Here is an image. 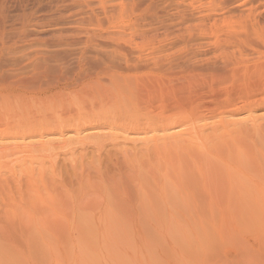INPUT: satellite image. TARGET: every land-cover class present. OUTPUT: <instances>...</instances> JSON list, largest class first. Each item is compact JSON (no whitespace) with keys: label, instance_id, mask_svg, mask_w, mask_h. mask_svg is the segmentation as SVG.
<instances>
[{"label":"rangeland","instance_id":"1","mask_svg":"<svg viewBox=\"0 0 264 264\" xmlns=\"http://www.w3.org/2000/svg\"><path fill=\"white\" fill-rule=\"evenodd\" d=\"M96 1L0 0V121L12 116L54 121L95 115L81 128L53 127L44 134V146L33 140L16 144L0 139V180L12 181L13 177L17 186L11 192L0 193V264H238L243 261L233 262L236 258L232 257L242 249L246 253L241 258L260 253L255 259L261 257L259 263L263 264L264 211H257L251 204V211L240 206L244 209H231L229 217L216 213L212 222L201 218L200 225L198 214L203 212H191L170 187H165L163 199L144 180V193L137 186L135 189L132 177L134 182V176L141 179L144 172L139 168V161L144 159V143L123 126H116L117 122L98 117L116 115L126 106V111L130 113L132 109L136 116L155 115L163 105L170 114L175 111L172 107H185L194 101L207 116L217 100L231 96V110L235 112L227 120L232 137L240 139L242 145L263 151L264 0H207L209 4L206 0H186L178 6L180 10L174 8L175 0H119L124 9ZM105 6L112 11L101 12ZM120 9L125 16L114 21L112 14ZM107 14L116 24L108 20ZM117 26H123L131 44H141L137 46L142 49L132 44L137 48L133 49L121 41L128 37H112L113 27ZM133 27L141 30L134 33ZM102 41L112 46L109 57L110 47ZM135 52L138 53L133 55ZM142 57L148 61L159 58L161 64L167 62L162 68L165 71L134 63L137 58L144 61ZM111 59L116 60V65ZM136 64L138 70L133 72ZM158 71L167 72L166 76ZM150 76L169 83L157 86L160 90L147 88L153 81ZM121 81L133 91L126 93L122 89L127 85L113 87L114 82L122 85ZM107 88L112 89L106 91ZM119 92L126 93L119 98L128 102L126 97H132L131 103L116 98ZM247 98L251 108L244 106ZM3 100L9 101L12 110ZM112 123L115 124L111 126ZM207 129L205 133L209 134ZM256 161L254 164L260 162L259 166L264 167L261 159ZM248 164L252 165L242 163ZM29 168L36 173L34 178L43 172L41 177L57 203L53 211L46 210L33 224H29L23 211L31 207L27 205L30 193L25 182L30 177ZM149 183L153 185L152 180ZM11 205L14 210L18 207V212L23 208V218L15 225L3 216V212L13 210Z\"/></svg>","mask_w":264,"mask_h":264},{"label":"bare ground","instance_id":"2","mask_svg":"<svg viewBox=\"0 0 264 264\" xmlns=\"http://www.w3.org/2000/svg\"><path fill=\"white\" fill-rule=\"evenodd\" d=\"M104 1L112 3L111 6H114L115 9H116V7H121L120 3H122L121 0H120V3H118L119 0H110V1L109 0H100V1L97 0L96 2L102 3L103 6L107 5V3L104 4L105 3ZM173 1L171 3H173ZM185 1L186 0H175V4L177 6L176 7L173 6V7L176 10H177V8L180 10L181 8H179L178 6L181 5V4H184ZM189 1H192V0H189ZM189 1H187V2H189ZM198 1L200 2V0H198ZM150 2H151V0H150ZM207 2L208 1L206 0V3ZM128 3H129V1H128ZM171 3L169 2L170 5H171ZM208 4H209V2H208ZM122 5L124 6L125 4L123 3ZM168 6L169 5H167V7ZM105 7H107V8H105ZM105 7H104L105 9L101 10V12L104 11V10H105V12H107V10H109L111 8L109 6H105ZM126 7H127V5H126ZM167 7H165V8H167ZM121 8L124 9V7H121ZM112 9L109 10V11L111 12ZM123 9H120L121 12L117 11V13H116V11H115V15L112 14V16L114 18V21H118L119 19L121 20L123 18V16H125L124 15L125 11ZM208 11H210V9L207 10V12ZM113 13H114V11H113ZM161 15H162V13H161ZM174 15L175 14H173V16ZM177 15H178V13H177ZM179 15H181V14H179ZM182 15H184V14L182 13ZM200 15H202V14H200ZM192 16H194V15H192ZM204 16H206V15H204ZM95 17H96V15H95ZM103 17H105V14L103 15ZM106 17H108V20L110 19V21H111L112 18L109 17V14H107ZM185 18H187V16H185ZM183 20H185V19H183ZM114 21H113V23L116 24V22H114ZM122 21H124V20H122ZM113 28H115V29L112 31V35H111L112 37H115V38L116 37L117 38L118 37H125V38L128 37V36L124 35L125 34V30H124L123 26H117V27H113ZM134 28L135 27H133V29ZM132 30H131V34L133 35V32L135 33L136 31H138V30L140 31L141 29H140V27H138V30L134 29L133 32H132ZM110 32L111 31H109V33ZM141 32H139V33H141ZM107 35H108V33H107ZM122 35H124V36H122ZM141 35H143V34L141 33ZM112 37H111V39L113 40ZM102 38H104V37H102ZM106 40H107V38H106ZM121 41L126 42L125 45L128 44V46H131L132 44L135 47H138L139 45L142 46L141 44H139V45L137 44L138 45L137 46L136 44L133 43V41H132V44H131V39L129 37H128V39H124L123 38V39H121ZM102 42H103V44H105L104 41H102ZM158 42H160V41H158ZM250 42H251V40H250ZM100 43H101V41H100ZM111 43L113 45L112 41H111ZM246 44L248 45V43H246ZM105 45H103V46L101 45L102 48L103 47L105 48V47H107V46H109L111 44H107V46H105ZM133 45L131 47H133V49H134L135 47ZM128 46H127L126 50H129L128 48H130V47H128ZM97 47H100V45L99 46L97 45ZM111 47H110V51L107 50L108 54L107 53L106 54L108 56L107 55H105V56L109 57V55H110L109 52L112 51ZM125 47L126 46H124V48ZM161 47L163 48V45ZM140 48L138 47V49H140ZM149 48H148V50H149ZM162 48H161V51H162ZM105 49H107V48H105ZM135 49H137V48H135ZM99 50H100V48H99ZM159 50L160 49H158V51ZM101 51H102V49H101ZM139 52H141V51H139ZM160 52H158V53H160ZM101 53L105 54L104 51H102ZM136 53H138V52H135V54L133 53V55H136ZM115 54H118V53H115ZM142 54H144V53H142ZM150 54H153V53L150 52ZM118 55H120V54H118ZM118 55H113L112 57L116 56L118 58ZM166 55H165V57H166ZM120 56H122V55H120ZM137 56H139V54ZM116 57H115V59H117ZM147 57H148V55H147ZM263 57H264V55H263ZM188 58H190V57H188ZM140 59H141V56H140ZM147 59L146 60L144 59V61H139V59L137 58L136 60L134 59L135 60L134 63H137V61L139 63H141V64L144 63V65L146 67L150 66V69H152L154 71L156 69L159 70L160 68L162 69L163 67L165 68V66H167L166 65L167 62H165L164 64L162 62V64H161V61L159 60V58H156V60L153 59L151 61H148L149 59L148 60ZM172 59H174V58H172ZM175 60H176V58H175ZM111 61H112V63H114L116 65V63H117L116 60H112L111 59ZM125 61H127V60H125ZM125 61H124V63H127ZM131 62H133V61H131ZM185 62H186V60H185ZM105 64L107 65V63H105ZM197 64L198 63H196V65ZM131 67H132V65H131ZM136 67H137V64L132 67L133 72L135 70H138ZM146 67H145V69H146ZM183 67H184V65H183ZM191 68L192 67H190V69ZM214 68H216V67L214 66ZM145 69H144V71H145ZM148 69L149 68H147L146 70H148ZM208 69H209V67H208ZM160 71L163 72L165 70L162 69ZM169 71H170V69H169ZM181 71H182V68H181ZM211 71L214 73V69L211 70ZM125 72L126 71H124V73ZM127 72H128V70H127ZM140 72H143V71H140ZM184 72H183V74H184ZM199 72H201V71H199ZM159 73H161V72L158 71V74ZM164 73H161L162 76H164ZM166 73H165V76H166ZM128 74L129 73H127V75ZM125 75H126V73H125ZM213 75H215V73ZM170 76H171V74H170ZM125 78H127V77L125 76ZM151 78L153 79V81L146 85L147 88L155 89V88H157V86H164L165 87V85H166L165 83L168 82V81L164 82L165 79H163L161 77L155 78V76H153ZM129 79H130V77H129ZM122 83L123 84L119 86L118 82H114L113 83V87H115V88L121 87L122 88L123 85H127V82H125V81H123ZM128 83H130V82H128ZM125 88H127V89L125 90ZM129 88H130L129 85H127V86H125L122 89H124V91H126V93H127V91L130 93V90H132L133 88H131V89H129ZM180 88H181V86H180ZM111 89L107 88L105 90L109 91ZM158 89L159 88H157V90ZM160 89H161V87H160ZM118 90L120 91V89H118ZM162 90L164 91L165 88H163ZM121 91L123 92V90H121ZM113 92H115L114 89H113ZM110 93L111 92H109V94ZM126 93L124 92L122 94L121 92H119L118 96H116V94H114V95L116 96V98L117 97L119 98L121 95H122L121 97H124L123 95H126ZM149 93H153V92H149ZM111 94H113V93H111ZM153 94H155V93H153ZM156 94H157V92H156ZM128 95L131 96V94H128ZM157 95H159V93ZM162 96L164 97V95H162ZM207 96H208V94H207ZM230 97L227 96V98H225V99L223 98V100H221V101L217 100V98H216L217 101L215 102V107L212 110L210 109V111H209L210 113L207 116L203 115L202 112H200L199 108L194 103L195 102L194 101L193 104H189V105H187L185 107L180 106V105L174 106V108L172 107V109H173L172 111H174V110L175 111H174V113L172 112L170 114L167 113L168 111L166 109H164L165 106L163 105V106L160 107L159 112L157 114H155V115H150L148 113L147 115H144V116H142L141 114H140L141 116H139V115L136 116L134 114H137V113L133 112L134 114H132V111H133L132 109H129V110H131L130 113L127 112L126 111L127 110L126 109L127 106H126V107H124L125 108L124 110L122 109L123 112L122 111L120 112L118 110L119 111L118 114H117V111L115 112L116 115H108L107 114V115H102V116H100L98 118L104 119V120L106 119V121H112V122H115V123L117 122L116 126L118 124H119L120 128H121V126H123V128H125L124 130H126L129 134L136 136V137H134V136L133 137L136 138V140L138 139L137 141H141L142 143H144L145 154L142 156V157H144V159L139 161V163L141 162L140 165L141 164L143 165V166L141 165V167H139V168H141L144 171V172H141L144 176L142 175L141 179L138 178V175H136V177L134 176V182H133V177H132V182L131 183H133V186L135 185V189H136V186H137V188H140V190L143 192V189L146 188L145 186H143V184L146 183L149 187L153 186V188L156 191L155 194H156V196H158V198H162L163 199L164 198V193H165V187L166 186L170 187L176 193V195L181 198V200L186 204V206H188V208L190 207L189 209L191 210V212H192V209H193V211H196V213H198V212H203V214L205 213V215H203L202 213L198 214V215L201 214L200 216H198V217H200V219H197V217H195L199 221V223L197 221L195 222V219H194V223H198V224L201 225L202 224V222H200L201 218L204 219V220L212 222L213 219H214V215L216 213H219L220 216H223L225 214L226 216L229 217V215L231 214V209H233V208L235 209V208H238L240 206L241 207L247 206L246 208L250 209V211L253 210L252 207L255 206L254 209L257 208L256 209L257 211H258V209L261 210V211H264V200H263V195H264V167L261 166V165L259 166L260 162H259L258 165L254 164L255 162H257L256 160H258V159H261L263 161V163H264V152H263L264 150L263 151L259 150V148H257V147H252L253 149L249 148V147L245 146L246 145L245 143L243 144L244 145L243 146L242 145L243 142L239 143L240 139L236 140V139H234V137H232L231 129L229 127L230 121L227 120V119L231 117V113L235 112V110H231V98ZM0 98L2 99V97H0ZM116 98H115V101L119 100V99L122 101L124 99V98L123 99H121V98L116 99ZM126 98H129V102L126 99H124V101H126L127 103H131L130 99H132V97L127 96ZM173 98H175V97H173ZM173 98H172V101H173ZM178 98H179V96H178ZM4 100H3V102L5 103ZM209 100H208V102H209ZM213 100H215V99L213 98ZM244 101H245V103L243 102L244 106L247 105V107L251 108V106H250V104H251L250 98H247ZM7 102L9 103L8 100H7ZM120 102H119V104H120ZM160 102H163V101H160ZM8 103L5 106L9 105ZM116 103L118 105V102H116ZM127 103H126V105H128ZM185 103H187V102H185ZM189 103H192V102H189ZM211 103H212V101H211ZM1 106H3V105H1ZM5 106H3V107L5 108ZM12 108L10 106L9 109L12 110ZM205 109H206V107H205ZM10 110H8V111H10ZM5 112H6V109H5ZM112 113H114V112H112ZM1 114H3V113H1ZM73 115H76V114H73ZM3 116L4 115H2V117ZM94 116H90V115H88V116L86 115L85 116L83 114V115H80L79 117H76V118H73V119L72 118H70V119L61 118V120L60 119H56L54 121L53 120L52 121H48L46 119L42 120L43 118L38 120V121H36L37 119L35 121H32L33 119L29 120V119L25 118L26 116L24 117L25 119L23 117H17L16 116L14 118L15 119L14 120L13 119L14 116H12L11 117L12 118V122H11V118L10 119L7 118V120L1 119L2 122L0 121V139H6V140H9V141L14 142L16 144H18V143L21 144V143H24V142H26L28 140H33L36 143L44 146V144H46L45 142L44 143L42 142V141H44V139H43L44 138V134L46 132L49 133L50 130L53 129V127L54 128L55 127L56 128L57 127L61 128L62 126L66 125L68 127L70 126L71 128L72 127H75V128L76 127L77 128L80 127L81 128V127H83L82 125H84L86 120L88 121L89 119H94L95 118ZM7 117H10V114ZM4 118H6V117H4ZM89 121L92 122L91 120H89ZM115 123H112L111 126H113V124H115ZM85 125H87V124H85ZM60 128H57V129H60ZM207 128H209V129H207ZM205 129L210 130V133L209 134L205 133ZM18 146H20V145H18ZM263 147H262V149H264ZM26 150L27 149H25V151ZM46 150L44 149V151H46ZM22 151H24V150H22ZM31 157H32V159L30 157L29 158L31 159L30 161L33 163V161H34L33 160L34 159L33 155ZM138 160L139 159H137L136 161L138 162ZM243 161H245V163L250 162V163H252V165L248 164L249 166H247V165L243 166L242 163L245 164ZM22 164H24V162H22ZM135 165H137V164H135ZM140 165H138V166H140ZM18 166H20V165H18ZM40 172H42V171H40ZM135 172H136V170H135ZM28 173H29L30 177H28V180L25 181L26 185H27V188H28L27 192L30 193V194H28L29 196H28V200H27V205L31 206L32 208L30 207V210H29V208L26 206L28 208V210L26 211L25 207H24L25 210H23V208L19 207L20 208V212H18V207H17V209H15L17 211H15L14 210L15 207L13 206L14 207L13 208L12 205H11V207H12L11 209H13V210L10 209L11 211H9L7 209L8 211L3 212L4 213V215H3L4 219L8 220V223H9V220H11L13 223L14 222L16 223L17 220L19 222L21 220V218H23V215H22L23 213H21V209H22L23 211L26 212L25 214L28 215L27 219H28L29 224H33V223L36 222L37 217L40 220L46 210L49 209L50 211H53L52 207L57 204L56 200H55L56 199L55 195H53L51 193L54 196V198H55L54 199L53 196L50 194V190H48L50 186L47 187L48 184L46 183L47 185H45V182L43 181V178H42L43 177V175H42L43 172L40 173L42 177L41 176L39 177L37 175L39 177L38 180H37L38 177L34 178V175H36V173L33 174V169L32 168L28 169ZM37 173L39 174V172H37ZM142 180H144L145 183H143ZM149 180H152V184L153 185H151L149 183ZM12 181H14L13 177H12ZM12 181L8 180V178H7V180H5V178H4V180H0V193H2V195L5 192L6 193L11 192L13 186H14L13 188H15V186H16L15 184L16 183H14ZM15 181L17 182L18 180L16 179ZM117 187H119V185ZM14 192H15V190H14ZM119 193L121 194L122 192H119ZM10 196L12 197V194ZM12 199L13 198H11V200ZM24 201H25V199H24ZM19 202H21L20 205H22L23 199H22V201H19ZM250 204L252 206L251 208H249ZM7 207H8V205H7ZM241 207L238 208V209L239 210L244 209V208H241ZM31 213L32 214L34 213L35 215L33 216ZM202 216H204V218ZM256 219H258V218H256ZM228 221H230V220H228ZM0 223H1V221H0ZM15 223L13 225H15ZM145 244H146V242H145ZM179 253L181 254V252H179ZM245 253H246L245 249H242L241 253H239L238 256L235 253V256L232 257V258H236L237 261H235L236 259H234L233 262H238V260L240 259L243 262L242 263H238V264H260V263H262L261 262L262 261L261 257L259 259H257L259 257L260 253L258 254V256L254 255L253 257H249L247 259L246 258L245 259L241 258V257H243V255H245ZM182 255H183V253H182ZM255 257H257V258L255 259ZM207 258H209V257H207Z\"/></svg>","mask_w":264,"mask_h":264}]
</instances>
